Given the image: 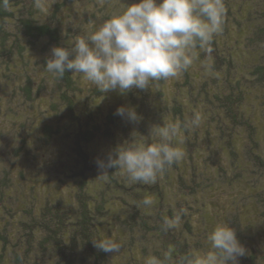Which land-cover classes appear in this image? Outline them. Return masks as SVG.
<instances>
[{"label": "trees", "instance_id": "1", "mask_svg": "<svg viewBox=\"0 0 264 264\" xmlns=\"http://www.w3.org/2000/svg\"><path fill=\"white\" fill-rule=\"evenodd\" d=\"M250 1L262 18L247 21L249 9L225 0L210 55L197 48L178 77L125 95L103 94L72 71L57 81L44 63L52 46L69 47L135 0H10L0 8L3 90L18 92L10 117L18 167L0 153V264H145L164 252L174 261L209 249L207 235L224 220L247 250L238 264H264V0ZM119 106L142 119L115 115ZM197 113L200 126L176 141L185 157L155 184L130 183L114 168L99 175L97 159L118 145L153 142L157 125ZM145 197L152 206L140 204ZM181 208L180 224L162 231L163 218ZM98 238L117 240L120 252L95 247Z\"/></svg>", "mask_w": 264, "mask_h": 264}, {"label": "clouds", "instance_id": "2", "mask_svg": "<svg viewBox=\"0 0 264 264\" xmlns=\"http://www.w3.org/2000/svg\"><path fill=\"white\" fill-rule=\"evenodd\" d=\"M9 4L10 0H0L2 9L6 10ZM225 16V0H135L91 33L79 36L69 47L52 46L44 66L57 81L63 80L66 71L82 74L103 94L150 90L151 85L187 71L195 49L210 55L214 37L223 32ZM115 115L131 123L142 119L131 106L117 107ZM201 120L197 113L182 124L157 125L153 142H123L114 154L97 159L99 175L114 168L122 170L130 183L155 184L159 176L186 155L176 143L181 131L195 130ZM140 204L150 207L153 200L145 197ZM185 211L181 208L173 217H164L161 230L175 229ZM207 241V250L185 253L174 261L170 252H164L160 257L147 258L145 264H238V257L247 252L225 220L213 228ZM93 243L113 254L122 247L113 238H98Z\"/></svg>", "mask_w": 264, "mask_h": 264}, {"label": "rangeland", "instance_id": "3", "mask_svg": "<svg viewBox=\"0 0 264 264\" xmlns=\"http://www.w3.org/2000/svg\"><path fill=\"white\" fill-rule=\"evenodd\" d=\"M241 3L242 9L251 8L249 5L252 3L250 0H238ZM263 11L260 7H254L249 9L248 15L245 12V18L247 21H251L254 18H262ZM2 68L0 67V153L2 154V161L6 165H13L18 167V156H14L13 149L17 145L18 141V121L14 118H10L13 114H18V92L15 94H9L11 89L3 90L5 83L2 82ZM10 97V99H9ZM17 105V106H16ZM36 128L39 127V124ZM34 125V126H35ZM36 132V131H35ZM5 216L6 214L3 213Z\"/></svg>", "mask_w": 264, "mask_h": 264}]
</instances>
